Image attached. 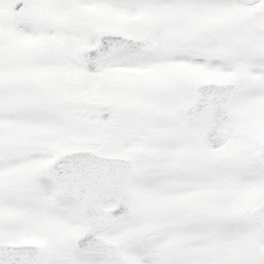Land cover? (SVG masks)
Listing matches in <instances>:
<instances>
[{
  "label": "snow or ice",
  "instance_id": "snow-or-ice-1",
  "mask_svg": "<svg viewBox=\"0 0 264 264\" xmlns=\"http://www.w3.org/2000/svg\"><path fill=\"white\" fill-rule=\"evenodd\" d=\"M0 264H264V0H0Z\"/></svg>",
  "mask_w": 264,
  "mask_h": 264
}]
</instances>
